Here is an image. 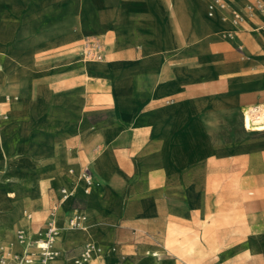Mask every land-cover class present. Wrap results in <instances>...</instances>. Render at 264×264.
<instances>
[{
	"label": "rangeland",
	"instance_id": "1",
	"mask_svg": "<svg viewBox=\"0 0 264 264\" xmlns=\"http://www.w3.org/2000/svg\"><path fill=\"white\" fill-rule=\"evenodd\" d=\"M189 1L200 8L203 23L195 18ZM234 1L226 0L223 14L215 12L209 17V0H204L205 4L200 0H44L41 7L20 0L21 9L14 0H0V175L9 180L14 173L22 176L18 184L34 201L24 215L28 219L32 214V221L28 219L32 227L28 230L16 223V246L2 243L0 247L12 254L36 252L35 245L25 246V250L17 232L31 236L39 230L41 221L36 215L51 204L54 191L61 186L71 195L56 212L59 231L55 246L62 264L65 258L66 264H74L78 256L77 248L66 253L63 248L86 241L93 244L88 264H106L116 249L134 255L141 248L145 249L139 264H148L147 250L162 253L159 264H264V133L244 135L238 122L247 105L264 102V64L249 62L253 35L264 33V14L256 16L263 22L243 16V21L234 25L232 13L243 15L245 5L258 0H241L238 6L232 5ZM23 8L29 12L25 19L35 24L32 30L22 18ZM143 8L149 20L136 19ZM15 19L19 21L17 28ZM145 22L153 26L146 27ZM118 39L124 47L115 45ZM87 44L93 47V54L85 52ZM11 45L14 58L8 50ZM180 58L192 60L179 62ZM170 61L173 65L166 68ZM217 65L224 68L219 83L214 82L221 72L215 69ZM57 69L64 71L56 73ZM75 72L77 77L64 80ZM158 76H176L165 82L169 96L157 93ZM78 83L82 86L77 90L59 92L63 85ZM190 84L199 90L186 93ZM163 96L165 106L177 107L172 135L167 133L161 146L163 135L153 115L158 109L157 98ZM97 105L106 112L101 114L103 110ZM142 110L147 112L142 114ZM107 114L115 121L116 132L109 145L93 148L94 153L86 142L98 135V131H91L100 123L112 122L109 116L101 117ZM196 116L197 122L193 119ZM15 123L21 127H14ZM88 132L91 134L85 138ZM123 139L127 141L118 143ZM225 149L228 155L222 154ZM80 152L82 161L76 160ZM190 155L192 160H185ZM181 162L191 166L190 172L196 176L184 189L183 176L177 186L169 178L173 173H188L181 169ZM105 172L112 178L144 182L151 179L148 175L152 172L149 190L159 197L148 222L120 225L111 240L104 239L110 240L111 246L100 241L108 232L94 225L97 212L93 208H88L91 215L81 228L62 226L74 211L80 212L79 191L92 205H108L112 190L118 207L140 198V192L127 188L128 184L108 181ZM136 173L148 178L135 179ZM23 181L28 185L23 186ZM143 185L147 189V183ZM42 193L47 194L46 205L35 212L33 207L41 203ZM7 206L10 203L4 202L3 211ZM63 208L66 211L61 214ZM173 208L176 214L170 216ZM119 214L113 212L109 221L116 222ZM85 230H90V235L80 244L64 242L67 235ZM249 247L260 252L248 257ZM97 248L102 254L95 260Z\"/></svg>",
	"mask_w": 264,
	"mask_h": 264
},
{
	"label": "crops",
	"instance_id": "2",
	"mask_svg": "<svg viewBox=\"0 0 264 264\" xmlns=\"http://www.w3.org/2000/svg\"><path fill=\"white\" fill-rule=\"evenodd\" d=\"M18 1H20V0H14V5L15 6H18V5H20V3L18 2ZM62 2H64L65 0H61ZM103 1H105V0H103ZM201 1V3H203V4H205V2H204V0H200ZM23 2H29L30 3V5H36V6H38V7H41V6H44V0H23ZM197 2V1H196ZM38 3H41V4H38ZM198 3V2H197ZM242 3V1L241 0H235L234 2H233V4L232 5H234V6H238V5H240ZM231 5V6H232ZM143 7H144V5H143ZM18 8L19 9H21L19 6H18ZM24 9V15H23V20H24V22L26 21V23H28V27H29V30L31 29H33V27H35L34 25V23L32 24V25H30L29 24V21L27 20V19H25V18H27V15H28V10L26 9V8H23ZM35 11H38L39 13H41L42 14V12L43 11H41V10H39V9H34ZM35 11H33V10H31V18H34V12ZM161 11V10H160ZM162 12V11H161ZM216 14L217 15H221L222 13L221 12H219V11H217L216 12ZM30 15V14H29ZM41 17V16H40ZM138 18H140V19H148L149 20V18H148V16H147V14H146V12H145V10H144V8H143V10L140 12V13H138V15H137V17H136V19H138ZM35 19V18H34ZM135 19V20H136ZM246 19V18H245ZM256 20H257V22H263V21H261V20H259V18H255ZM134 20V21H135ZM15 23H16V28L18 27V22L19 21H16V19L15 20H13ZM134 21H132V22H134ZM35 23H36V21H34ZM40 22H42V19L40 20ZM124 23H130V21H123ZM146 27H149V28H151L152 26H153V24L151 23V22H145V23H143ZM112 28V27H111ZM86 29H87V27H86ZM85 29V30H86ZM114 29V28H113ZM217 30H219V29H217ZM86 31H88V29L86 30ZM115 31V30H114ZM16 32H17V34L19 33L18 32V30L16 29ZM116 33H117V31H115ZM78 33V32H77ZM77 36V35H76ZM75 37V36H74ZM16 40V39H15ZM14 43V42H13ZM124 43L121 41V40H117V42H115V45H117V46H123L124 47V45H123ZM13 45V44H12ZM12 45L9 47V52L10 51H12V56H13V58H14V54H13V49H10L11 47H12ZM128 46H131V45H128ZM136 46V45H135ZM150 46V45H149ZM152 46V45H151ZM150 46V47H151ZM81 47H82V43L80 44V49H81ZM93 48V47H92ZM249 50H250V52L252 53V58H251V61H249V62H252V63H263L264 64V33H256V34H254L253 35V37H252V43L249 45ZM254 53V54H253ZM140 54H141V49H140ZM142 54H143V52H142ZM141 54V56H140V58L143 56ZM72 55V54H71ZM75 56V55H74ZM76 57V56H75ZM12 58V57H11ZM24 58V57H23ZM140 58L138 59V60H140ZM24 59H26V58H24ZM181 59L182 58H180V60H179V62H181ZM186 59H188V60H192V59H189V58H186ZM185 58L184 59H182L184 62H187V60H186ZM138 60H136L135 62H137ZM77 62V61H76ZM121 63H131L132 64V62H121ZM134 63V62H133ZM77 64V63H76ZM76 64H74V65H76ZM78 64H80V65H82L81 64V61H78ZM108 65V64H107ZM174 65H175V63H174ZM208 65H210L211 67H212V65L210 64V62H208ZM86 66H88V63L86 64ZM108 66H110V67H112V65H108ZM71 67V66H70ZM212 68H214V67H212ZM218 68H220L221 69V72H219L217 75H216V78L214 79V82H221V80H223V78H224V74L222 73L223 72V70H224V68L223 67H221V65L220 66H218L217 65V67H215V69H218ZM69 69V68H68ZM68 69H66V70H68ZM0 70H1V65H0ZM71 70V69H70ZM62 71H64V70H58L57 69V71H56V73H60V72H62ZM71 72H73V71H71ZM106 72V71H105ZM8 75L10 76V77H14L13 76V74L12 73H8ZM78 76V74L75 72V74H73V76L72 77H70V78H67V79H64L65 81H67V80H70V79H72V78H74V77H77ZM173 77H176V76H170V77H166V78H164V79H162L158 84H157V88H158V90H157V93H159V92H165L166 94H168V96H169V91L167 90V88H166V85H165V82L167 81V80H170L171 78H173ZM142 78H144V79H147V77H142ZM150 80V79H149ZM184 80L186 81V82H188L185 78H184ZM65 81H63V80H61V81H59V80H57V82L58 83H64ZM180 82V81H179ZM188 83H190V82H188ZM217 83V85L216 86H218L219 84ZM81 86H82V84L81 83H78V84H73V85H63L62 87H60V89H59V92H61L62 94H66V93H68V92H70V91H72V90H77V89H79V88H81ZM197 90H199V89H195L194 88V86L192 85V84H190V86H188L187 88H186V93H188V94H191L190 92H192V91H197ZM203 92V91H202ZM140 97H141V94H140ZM93 99H94V97H93ZM143 99V98H142ZM97 106H99V105H97ZM146 106V105H145ZM175 106V105H174ZM177 107V106H176ZM176 107H175V109H176ZM99 108H100V106H99ZM146 109V108H145ZM100 110H103L102 111V113L101 114H104L105 112H106V110L107 109H102V108H100ZM144 110V109H143ZM143 110L141 111V113L143 114V113H146L147 111H145V112H143ZM149 110V109H148ZM151 110V109H150ZM101 114H99V115H101ZM106 116H109L110 117V120H112V122H110V123H107V121H103L102 123H100L99 124V126L96 128V130L95 131H91V133H95L96 131H98L99 133H98V135H96L97 137H98V141H95V139H96V136H91L90 138H88L87 139V142H86V145H89V146H91V148H92V151H93V148H95V147H99V146H103V147H106L107 145H109L112 141V139H111V135L112 134H114L115 132H116V124H115V121L113 120V118H112V116H111V114H107V115H103V116H101V117H106ZM96 117V116H95ZM100 117V116H99ZM100 117V118H101ZM198 116H196L195 118H193L194 119V121H196L197 122V118ZM17 123H15V125H13L14 127L15 126H17L16 128H20L21 127V125L20 124H17ZM84 126H86V123L84 124ZM91 133H87L84 137L85 138H87V137H89V136H87L88 134H91ZM81 136V135H80ZM79 136V137H80ZM83 137V138H84ZM72 141H74V140H72ZM118 141V143H120V142H126L127 141V139H123V140H117ZM82 142V141H81ZM68 144H70V143H68ZM74 144H76V143H74ZM81 144V143H80ZM79 144V145H80ZM71 145V144H70ZM138 145V144H137ZM81 146V145H80ZM225 151V152H224ZM224 151H222V154H225V155H228V153H230L229 152V150L228 149H225ZM94 152V151H93ZM95 153V152H94ZM97 156V155H96ZM191 157H189V158H187V159H185V160H189V161H191L192 160V155H190ZM82 156H81V152H80V159H76V160H78V161H82ZM87 159V158H86ZM76 160H74V161H76ZM88 160V159H87ZM185 160H183V161H185ZM199 160H201V159H199ZM198 160V161H199ZM184 170H186V172H188L187 174H185V173H173V175H171V176H169V178H170V182L171 183H173L174 185H176L177 186V184L176 183H179L180 184V177L182 178V176L185 178V180H184V178H183V180H182V184H183V187H182V189H184L185 187H187L188 188V186H189V184L192 182V180L194 179V178H196V176L192 173V172H190L189 170H191V166H189V167H186V168H184ZM183 170V171H184ZM97 171H99V170H97ZM192 171V170H191ZM106 173V172H105ZM151 173L152 172H150V174L148 175V177H150L151 179H153L152 178V176H150L151 175ZM144 174H141V175H138L137 173H136V176H135V179H140V178H144ZM105 177H106V179L108 180V181H113V182H118L119 184H124V186H125V184H128V185H126V186H128L127 188H135L136 190H138L139 192H140V194H141V196H140V198L136 201V200H131L130 199V203L131 204H129L128 206H123V207H118L117 206V204L114 202V198H115V192L112 190V191H110L109 192V196H108V200H109V202H108V205H106V206H104V205H102L101 203H96V204H94V205H92V204H90V202H89V200H88V198L87 197H85L84 195H82V193L79 191V192H77V199H80V201H81V204H80V207H79V211H80V213H82L83 215H85V217H86V219L87 218H89L90 217V215H91V212H90V210L88 209V208H93V209H95L96 210V214H97V219H96V221L94 222V225H98V226H103V227H105L104 229L105 230H107V232H108V236H103V237H101V240L100 241H102L103 243H105L106 245H108V246H111V242H110V240H111V236L113 235V233L115 232V230H116V228L118 227V226H120V225H122V226H126V225H138V226H140V225H142V224H145L146 222H148L149 221V218L147 217L149 214H154L156 211V208L154 207V204H155V202L157 201V200H159V197H154V192L152 191V190H149V181L151 180V179H149V180H147V181H145L146 183H147V189H145L144 188V181H141V180H131V179H129V180H126L125 178H123V177H121V176H119V177H116V178H112L110 175H108L107 173H106V175H105ZM147 176H145V178H148ZM76 178V177H75ZM77 179V178H76ZM156 180H155V182H160V181H158V178H155ZM79 182L80 183H82L80 180H79ZM50 184H55V186H58L55 182H52V183H50ZM188 185V186H187ZM160 185H158L156 188H158ZM7 187V188H6ZM48 187V186H47ZM177 188V187H176ZM10 188H9V186L7 185V186H1L0 187V215L3 213V207H4V200L3 199H5V194H8L5 190H9ZM61 189H63V187H61V186H59V189L58 190H55L54 191V200L52 201L51 200V204H48V206H47V208L45 209V210H43V211H40L39 213H38V215H36V217H37V219L39 220V221H41V224H40V227H39V230H42V228H43V226L45 225V223H46V221H47V219H48V216H49V212H50V210H52V209H54V208H56L57 210H58V208H59V205L61 204V202H60V198H61V196H60V190ZM46 190H47V188H46ZM173 190H174V188H173ZM177 190H180V187L179 188H177ZM176 189L174 190V192L175 191H177ZM188 190H190V189H188ZM188 190H187V192H188ZM102 193H104L103 191L100 193L101 194V197L103 196L102 195ZM47 195V194H46ZM71 198V197H70ZM72 202H73V200H72ZM46 205V202H45V204L43 205V206H45ZM71 205H72V203H71ZM43 206H41L39 209H41ZM72 207V206H71ZM173 207V206H172ZM39 209L37 210V211H39ZM57 210H56V212H57ZM37 211H35V212H37ZM117 211H119V216L118 217H116V222H110L109 221V218L111 217V216H113V212H117ZM131 214V215H130ZM175 214H176V209H171V212L169 213V215L170 216H175ZM29 215H30V217L28 218L30 221H32V214L31 213H29ZM87 215V216H86ZM71 215H69V217H70ZM69 217L67 218V220L69 219ZM0 219H1V217H0ZM56 220H57V218H56ZM57 225L59 226V224H58V221H57ZM62 226H63V228L65 227H67V221L66 222H64V224H62ZM105 238H109L110 240L107 242L106 240H104ZM89 241H86V242H84L83 244H81V245H77V246H75V247H72V248H63V250H64V253H66L67 251H69V250H71V249H74V248H77L78 249V254H79V252H80V250H81V248H82V246L85 244V243H88ZM55 248H56V246H55ZM156 248H158V247H156ZM142 249H145V248H141V249H139L137 252H134L135 254L134 255H132V254H129V255H124L119 249H116L115 250V252H114V255H112L111 257H107L106 258V260H105V263L106 264H139L140 262H141V260H142V253H141V250ZM152 249V248H151ZM158 249H161V248H158ZM60 253V252H59ZM61 254V253H60ZM59 254V255H60ZM76 255V254H75ZM65 258V257H64ZM66 261H67V259L65 258V263L64 264H66Z\"/></svg>",
	"mask_w": 264,
	"mask_h": 264
},
{
	"label": "bare ground",
	"instance_id": "3",
	"mask_svg": "<svg viewBox=\"0 0 264 264\" xmlns=\"http://www.w3.org/2000/svg\"><path fill=\"white\" fill-rule=\"evenodd\" d=\"M226 1V0H225ZM189 7L192 10V13L194 14L195 18L203 23L202 19H201V11L200 8L198 6H196L195 4L191 3V1H189ZM1 9V8H0ZM219 12H221L223 14V10H217ZM216 11V12H217ZM257 15L262 16L263 14L259 13V12H255L254 13V17L252 18H256ZM245 16V15H244ZM247 16H245L246 18ZM263 17V16H262ZM247 21H252L250 19H247ZM219 22V21H218ZM206 25V24H205ZM210 25V24H209ZM185 34V33H184ZM182 35V34H181ZM186 36V35H185ZM193 36V33L192 35ZM190 36V37H191ZM193 38V37H192ZM196 41V38H195ZM203 41V40H202ZM193 43V42H191ZM206 43V42H205ZM197 44V43H196ZM203 46V45H202ZM189 47V46H188ZM192 47V46H191ZM200 47V46H198ZM167 50L172 49V47H166ZM190 49V48H189ZM199 49V48H198ZM195 50V49H194ZM198 51V50H197ZM184 52V51H183ZM182 52V53H183ZM189 52V50H188ZM168 53V52H167ZM166 53V54H167ZM172 53V52H171ZM176 53V52H175ZM178 53V52H177ZM191 53V52H190ZM195 53V52H194ZM165 54V53H163ZM165 54V55H166ZM170 54V52H169ZM189 54V53H188ZM172 55V54H171ZM182 55V54H179ZM185 55V54H183ZM162 56V55H161ZM167 56V55H166ZM169 56V55H168ZM156 58V57H155ZM168 57H166L167 59ZM164 64V63H163ZM162 64V65H163ZM158 65V63H156V66ZM171 65H173L170 62L166 63V68L167 67H171ZM162 68V67H161ZM159 71V70H158ZM161 72V71H160ZM159 77V76H158ZM161 77V76H160ZM159 77V78H160ZM163 77V76H162ZM161 79V78H160ZM162 80V79H161ZM158 82V81H157ZM162 93V92H161ZM158 95V94H157ZM16 99V98H15ZM158 102V109L156 110L155 114L153 115V117L155 118V121L157 122V130L158 132L163 135V137L161 138V146H163V138L165 137V135L168 136L172 135V121L173 118L175 116V107L176 106H165V102L167 101L166 98L160 97L157 98L156 100ZM236 102V101H235ZM225 104V103H224ZM234 104V103H233ZM144 105V104H142ZM245 106V105H244ZM178 109V108H177ZM222 109V108H221ZM226 109V108H225ZM230 109V108H229ZM179 110V109H178ZM178 112V111H177ZM231 113V112H230ZM239 114V112H238ZM239 126L241 128V130L243 131V134L246 135L249 132H258V133H264V102L258 103V104H249L247 105L241 112L240 116H239ZM235 124V123H234ZM3 126L2 121H0V135L1 134V127ZM167 130V131H166ZM1 139V138H0ZM210 139V138H209ZM164 141V140H163ZM158 152V151H157ZM209 152V150H208ZM205 156V155H204ZM205 159V158H204ZM180 167L182 170H184V168L187 166L184 162L179 163ZM190 171V170H189ZM193 173V172H192ZM256 175V174H255ZM8 176V175H7ZM6 176V177H7ZM22 176H19L18 174H13L12 176H10V180L5 178L4 174L0 175V185L1 184H8L9 186V190H5L8 194H5V199L4 202L10 203V207L7 206V209H5V211H3V217L0 220V244L2 243H10L11 245L16 246V239H15V235H14V231H15V224L19 223L22 226H24L25 228H27L29 230V228L32 227V222L28 221L27 218H25V214H27V209L31 208L33 206V199L27 194V192L25 191V189H23L21 186H19V181L20 178ZM250 177V176H249ZM5 179V180H4ZM258 184V181H257ZM23 186H27L28 183L23 181L22 182ZM1 186H6V185H1ZM7 188V187H6ZM63 189H65L63 187ZM245 191V190H244ZM242 192V191H241ZM260 192V191H259ZM240 193V192H239ZM245 193V192H244ZM247 195V193H246ZM244 196V195H243ZM220 197V196H219ZM220 199V198H219ZM222 199V198H221ZM45 200H46V195L45 193H42L41 195V200H40V204H38L36 207H33L35 209L33 210H38L41 206H43L45 204ZM67 200V199H65ZM62 200V201H65ZM38 202V201H37ZM37 204V203H36ZM62 205V204H60ZM59 205V206H60ZM243 205V204H242ZM61 207V206H60ZM224 208V207H223ZM228 208V207H227ZM226 209V207H225ZM60 210V209H59ZM222 210V209H221ZM66 211V208H63V210L61 211V214H64ZM228 211V210H227ZM226 212V210L224 211ZM37 219V218H36ZM224 221V220H223ZM222 221V222H223ZM225 222V221H224ZM66 228H69L68 226ZM226 228V227H225ZM224 228V229H225ZM70 229V228H69ZM238 229V228H237ZM91 229V232L94 233V230ZM225 231V230H224ZM241 231V230H240ZM250 232V231H249ZM226 233V232H225ZM224 233V234H225ZM89 234L90 235V230H85V231H81V232H75V233H71L70 235H67L66 237H64V242L65 243H70V244H80L83 240V237L85 235ZM248 234V233H247ZM250 234V233H249ZM248 234V236H250ZM222 235V234H221ZM26 236V235H25ZM42 234L40 233V230H38L37 232H35L34 234H32L31 236H26L28 237L29 240H35L36 243L39 241V239L41 238ZM229 238V237H228ZM253 239V238H252ZM248 240V239H247ZM250 241V240H249ZM253 241V240H252ZM20 244L24 245V247H30L32 245H28L26 243H21ZM251 242H249L250 244ZM260 243V242H259ZM253 244V243H252ZM34 245V244H33ZM263 245V244H261ZM256 246V245H255ZM25 247V250H26ZM36 249V245L34 246ZM258 247V245L256 246ZM5 247H0V249H4ZM93 251V249H92ZM91 251V252H92ZM258 249L254 248V247H249L248 251L246 252V255L248 257H253L254 256V252H257ZM262 251V250H261ZM91 252L89 253V257L86 260L85 264L89 263V259H90V255ZM145 255H146V262L148 264H159L162 260H163V255L162 253H160L158 250H147L145 251ZM260 251H258L259 253ZM102 254V249L97 248L95 252H93L94 258L95 260H98L100 258ZM74 263V262H73ZM49 264H62L61 260H58L57 258L54 259L53 261H51Z\"/></svg>",
	"mask_w": 264,
	"mask_h": 264
},
{
	"label": "built area",
	"instance_id": "4",
	"mask_svg": "<svg viewBox=\"0 0 264 264\" xmlns=\"http://www.w3.org/2000/svg\"><path fill=\"white\" fill-rule=\"evenodd\" d=\"M225 0H209L207 5V15L212 17L217 10H224ZM244 14L242 15L239 12L232 13V23L237 25L243 21V16L254 17V12H259L264 14V0L256 1L255 3H249L244 7ZM91 46L86 45L85 52H90L93 54ZM60 202L62 200L68 199L71 195L65 190H60ZM56 208L50 210L48 219L41 231V238L36 243L35 240H29L22 231H18L16 238L21 243H26L28 245H36L37 251H25L23 254H12L6 249H0V264H49L51 261L59 257V252L55 248V243L58 238L59 226L57 225L56 220ZM30 217V215H28ZM86 221L85 215L80 212L74 211L72 215L67 220V226L70 229L81 228ZM93 249L92 243H85L77 258L74 260V264H85L89 253Z\"/></svg>",
	"mask_w": 264,
	"mask_h": 264
}]
</instances>
